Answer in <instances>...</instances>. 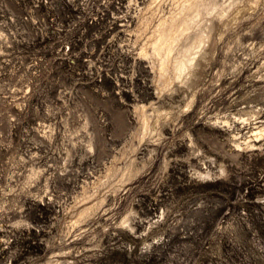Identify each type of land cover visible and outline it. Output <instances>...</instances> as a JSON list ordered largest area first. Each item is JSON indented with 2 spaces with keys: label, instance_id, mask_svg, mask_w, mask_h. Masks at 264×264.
Returning a JSON list of instances; mask_svg holds the SVG:
<instances>
[{
  "label": "rangeland",
  "instance_id": "1",
  "mask_svg": "<svg viewBox=\"0 0 264 264\" xmlns=\"http://www.w3.org/2000/svg\"><path fill=\"white\" fill-rule=\"evenodd\" d=\"M152 1L0 0V264H264V0L166 90Z\"/></svg>",
  "mask_w": 264,
  "mask_h": 264
},
{
  "label": "bare ground",
  "instance_id": "2",
  "mask_svg": "<svg viewBox=\"0 0 264 264\" xmlns=\"http://www.w3.org/2000/svg\"><path fill=\"white\" fill-rule=\"evenodd\" d=\"M241 1H243V0H241ZM222 2L220 3V2H218V0H173L172 9H170L171 11L168 12L167 15H162L160 13L162 16H160V14H159V18L155 22L153 21L152 12L154 11V9L158 10V6H159L158 0H153L144 9L145 10L144 16L143 17L141 16L142 20H141V18H140V20L142 22L141 24L146 29H143V28L142 29L144 31L147 29L150 30L148 32L149 36H148L147 42H146V45L149 46V50L146 51V54H147L148 59L151 60L152 66H154V68L156 69L155 79H157L158 81H160V83H162V87H160V88H162V90L169 89L175 81H179L180 79H183V78L187 77V75L191 74L190 72L194 67L195 55L199 52V51L193 52V51H195V50H193L195 47H197V48L199 47L198 45L196 46L195 44H199V43L203 42L208 36L206 35V32H205V34L203 33L204 31L202 32V30L200 29L202 27H200L199 29L201 30V32H200V30L197 29L199 32H196L193 35V39H192L193 41L190 39L191 42H193V43L190 42L191 43V44L189 43L190 45H186V44L184 45L182 43H184L183 41H185L189 37L190 32L195 27L198 28V26H201V25H199V23L205 18V16H211L212 14L215 15V13L217 14V12L222 8V5L225 4V3L222 4ZM232 2H233V0H232ZM228 5L230 6V4H228ZM228 5H227V7H228ZM231 6L229 8H231ZM227 7L225 9H223L222 11L225 12V10H227ZM232 10L233 11L236 10L235 13H232V15L236 14L234 17L242 14V13L239 14L240 12H237L239 10L237 8L232 9ZM240 10H241V7H240ZM247 10H249V9H247ZM230 11H231V9H230ZM241 12H242V10H241ZM230 14L227 13L226 17L228 15L230 17ZM219 15L222 16V15H224V13L222 15L221 14H219ZM210 18H208L209 21H210ZM237 19H238V17H237ZM153 22H154V24L152 25ZM191 33H194V32H191ZM187 41H189V40H187ZM148 46H146V47H148ZM142 47H143V45H142ZM175 83H177V82H175ZM190 99H192V98H190ZM191 102H193V101H191ZM188 106H189V104H188ZM137 111L141 113V115H139L140 120L138 119L139 122L141 123L140 124L141 130L144 133L149 132L147 134H150V132L152 133V131H154L156 129L157 123H159V122H157L158 118L151 121V120H149L150 118H147L144 115L143 110L138 109L135 111V113ZM165 115H167V114H165ZM147 134L145 133L144 136H146ZM253 136H254V138L255 137L260 138L261 136H264V126H260V127L256 128V131L253 132Z\"/></svg>",
  "mask_w": 264,
  "mask_h": 264
}]
</instances>
